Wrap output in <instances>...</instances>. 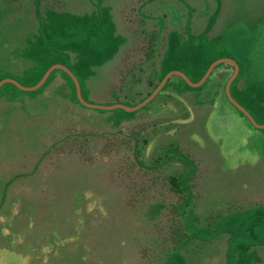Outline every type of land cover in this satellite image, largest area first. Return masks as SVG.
I'll list each match as a JSON object with an SVG mask.
<instances>
[{
    "label": "rangeland",
    "instance_id": "obj_1",
    "mask_svg": "<svg viewBox=\"0 0 264 264\" xmlns=\"http://www.w3.org/2000/svg\"><path fill=\"white\" fill-rule=\"evenodd\" d=\"M82 2L89 4L87 12L52 13L41 23H90L83 31L71 27V39L81 38L83 44L67 54L85 101L106 105L107 76L123 44L117 39L121 11L133 5L150 9L155 23H199L197 34L210 35L215 43L186 46L173 25L159 71L173 68L194 81L214 56L228 54L217 43L221 38L236 60L244 40L247 87L232 83L229 91L264 121V90L258 89L264 87V0H73V6ZM7 6L0 8V23H36L27 12L9 14ZM228 71L225 65L216 67L197 90L172 78L131 112H80L95 130H107L167 114L170 97L204 102L203 108L191 109L183 126L177 117L175 125L156 134L191 147L202 169L198 179L184 183L178 205L184 235L174 247L170 238L155 242L156 230L173 225L171 219L159 224L166 204L155 187L153 194H129L103 155L80 162L58 148L51 101L42 105L29 96L42 109L27 111L24 125L0 131V264H264V129L250 127L224 100L221 83ZM1 93L9 96L4 89ZM160 170L171 171L168 166ZM132 177L144 183L149 174L139 169Z\"/></svg>",
    "mask_w": 264,
    "mask_h": 264
},
{
    "label": "trees",
    "instance_id": "obj_2",
    "mask_svg": "<svg viewBox=\"0 0 264 264\" xmlns=\"http://www.w3.org/2000/svg\"><path fill=\"white\" fill-rule=\"evenodd\" d=\"M5 5H8L6 10L9 14L17 16L19 13L27 12L25 15L32 16L36 23H0V79L9 77L22 85L30 86L53 63L63 64L70 70L67 54L71 52V47L83 44L81 38L71 39V27H74L76 31H83L89 28L90 23H47V21L41 23V20L52 13L68 16L77 14L80 10L87 12L90 9L89 4L82 2L80 6L74 7L73 0H0V8H5ZM120 18L122 23L117 32L119 34L117 39L123 44L121 43L117 61L107 76V102L104 103L106 105L121 103L132 106L137 104L150 93L168 70L173 69L159 71L165 51L170 46L171 37L167 32L169 27L179 26L175 28L177 32L179 31L178 40L186 46L196 47L204 41L210 46L215 44L210 39V35L207 38L205 35L203 38L197 34L199 23H155L150 9L141 8L139 10L132 5L127 8L126 12L121 11ZM221 39L217 42L220 49L230 54L227 41ZM228 54L214 56L205 64L194 81L201 77L210 62L217 58L228 57L238 65V72L231 84L237 83L243 88L247 87L243 78L248 65L244 40H240L237 60ZM221 65L229 69L221 83L224 100L250 127L254 128L224 95V82L232 72V65L226 62L220 63L211 70L209 76L216 67ZM172 78L178 79L191 90H197V87H189L176 75L168 77L165 84ZM63 81L68 84L67 89L62 84ZM165 84L156 94L163 89ZM79 88L81 94L80 83ZM3 89L9 94L6 98L1 93ZM258 89L264 90V87H258ZM29 96H34L35 100H39L42 105L47 100L51 101L49 113L56 116L55 136L58 137V148L65 149L80 162L100 158L103 155L110 172L120 180L119 183L129 194L136 191L153 194L152 187H155L154 193L159 195L162 203L166 204V209L161 213L160 226L167 225L169 219L173 222L170 227L171 231L169 229L155 231V242L164 243L170 238L172 247L180 242L184 233L181 230L182 220L178 205L184 195L186 180L193 182L202 174L200 159L195 158L191 147L180 145L177 141L163 140L165 138L157 139L156 134L163 133L164 127L175 125L177 117L182 118L181 126H183L186 120L190 119L191 109L203 108L202 103L204 102L201 99L184 100L170 97L165 101L170 109L167 114L158 115L146 122L119 125L107 130H95V127L89 123V116L85 117L80 112L90 114L89 112L105 110L82 106L75 98L74 87L68 75L60 69H54L43 85L34 91L19 90L10 83H4L0 87V131L24 125V120H26L24 115L28 114L27 111L36 114L42 109V105L40 107L36 101L30 103ZM239 104L257 123H264V121L255 119V109ZM115 111L125 112L121 109H115ZM77 113L79 119L74 118ZM162 117L164 119H161ZM148 152H151V155L146 157L148 159L146 162L145 154ZM165 166H168L171 171L161 174L160 169ZM139 169L149 174V178L144 183L142 182L145 179L137 180L132 177V172L139 171ZM168 206L171 208L170 211L167 210Z\"/></svg>",
    "mask_w": 264,
    "mask_h": 264
},
{
    "label": "water",
    "instance_id": "obj_3",
    "mask_svg": "<svg viewBox=\"0 0 264 264\" xmlns=\"http://www.w3.org/2000/svg\"><path fill=\"white\" fill-rule=\"evenodd\" d=\"M230 63L232 65V72L229 75V77L226 79L225 83H224V87H223V91H224V95L226 97V99L238 110L240 111L245 117L246 119L249 121V123L257 129H264V123H257L251 116L250 114L239 104L237 103L230 95L229 93V85L231 83V81L234 79V77L236 76L237 72H238V65L237 63L232 60L231 58H227V57H221V58H217L215 60H213L212 62H210L208 64V66L206 67V69L204 70L203 74L201 75V77L197 80V81H191L187 78V76L182 73L179 70H169L167 71L162 77L161 79L158 81V83L155 85V87L151 90V92L144 98L142 99L139 103H137L136 105L133 106H126L120 103H113V104H109V105H100V104H95V103H89L87 101H85L80 94V88H79V83L76 79V77L73 75V73L64 65L60 64V63H54L51 64L50 66H48L45 71L42 73V75L40 76V78L37 80L36 83H34L31 86H24L20 83H18L16 80L12 79V78H2L0 79V86L3 85L4 83H10L12 84L14 87H16L19 90L22 91H34L36 89H38L46 80V78L48 77V75L50 74V72L54 69H60L62 71H64L68 77L71 79L73 87H74V95L76 100L84 107L87 108H92V109H101V110H111V109H121L125 112H131L134 110L139 109L140 107H142L143 105H145L146 103H148L155 95L156 93L162 88V86L165 84L166 80L168 79V77L172 76V75H176L178 77H180L184 83L186 85H188L189 87H198L200 85L203 84V82L205 81V79L208 77V75L210 74L211 70L218 64L220 63Z\"/></svg>",
    "mask_w": 264,
    "mask_h": 264
},
{
    "label": "crops",
    "instance_id": "obj_4",
    "mask_svg": "<svg viewBox=\"0 0 264 264\" xmlns=\"http://www.w3.org/2000/svg\"><path fill=\"white\" fill-rule=\"evenodd\" d=\"M229 77V76H228ZM227 77V78H228ZM235 78V77H234ZM232 82V81H231ZM225 83V82H224ZM231 84V83H230ZM224 87V86H223ZM229 87H230V85H229ZM229 93H230V91H229ZM231 95V94H230ZM232 97V96H231ZM233 98V97H232ZM237 102V101H236ZM238 103V102H237ZM243 107V106H242ZM244 108V107H243ZM245 109V108H244ZM246 110V109H245ZM247 111V110H246ZM251 116V115H250ZM252 117V116H251Z\"/></svg>",
    "mask_w": 264,
    "mask_h": 264
}]
</instances>
